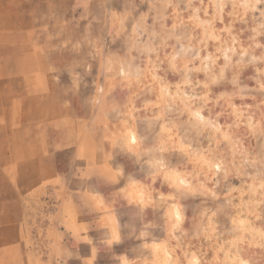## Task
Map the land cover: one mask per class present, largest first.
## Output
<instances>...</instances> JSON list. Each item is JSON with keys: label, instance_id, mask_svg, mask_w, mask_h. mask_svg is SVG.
<instances>
[{"label": "clouds", "instance_id": "9594fccd", "mask_svg": "<svg viewBox=\"0 0 264 264\" xmlns=\"http://www.w3.org/2000/svg\"><path fill=\"white\" fill-rule=\"evenodd\" d=\"M119 2L73 0L78 15L38 21L29 33L48 59L46 82L70 77L60 106L71 110L79 98L91 114L80 122L83 142L50 125L65 134L53 156L75 147L70 175L54 184L76 182L78 209L75 221H61L72 245L57 249L55 264H96L102 252L112 264H260L264 0ZM53 53L71 59L58 65ZM125 241L134 243L117 253Z\"/></svg>", "mask_w": 264, "mask_h": 264}, {"label": "rangeland", "instance_id": "374dc122", "mask_svg": "<svg viewBox=\"0 0 264 264\" xmlns=\"http://www.w3.org/2000/svg\"><path fill=\"white\" fill-rule=\"evenodd\" d=\"M72 3L73 0H0V147L3 149L8 139L7 148L21 150L23 147L26 154L29 150L36 153L35 150L39 149L42 153V155L25 157L24 153L18 151L9 158L13 166L8 169L11 180L25 183L22 180L31 178V182L25 183L26 185L42 179L26 192V195L31 197L32 219L27 222L31 237H27L25 241L31 247L32 254L42 262L41 264H55L54 253L57 249L62 244L72 245V241L61 239L65 236L61 221L65 219L75 221L78 211L71 198V188L76 187V182L73 181L70 187L67 184L63 186L54 184V178L58 173L70 175L69 166L75 147L57 151L53 156L51 146L64 143L65 134L63 131L55 132L50 125H67L69 131L79 134L83 142L89 137L87 130L81 129L80 122L91 119V114L81 105L79 98L73 99L71 110H65L60 106L58 93L62 86L70 84V77L66 71H62L59 73V85H52L50 77L46 82L44 73L48 59L37 50L29 33L37 27L38 21L43 22L53 16L57 20L70 19L73 15H78V11L72 12ZM114 6L120 7L119 0H114ZM82 28L83 22L80 30ZM70 59L68 53H53L50 57L51 62L61 66ZM93 75H95V67ZM90 80L91 78L89 84ZM46 86L50 90L45 95L42 89ZM91 91V86L87 89L82 88L81 95H88ZM248 143L249 147H252L251 141ZM7 159L0 157V177L1 171H6L10 164L4 163ZM95 159L98 157H94ZM118 159L123 160V158ZM123 162L126 171L133 170L126 159ZM9 174L6 173V176ZM47 174L48 177L44 178ZM68 183L70 184L71 181ZM80 219L89 220L90 217L81 216ZM89 234L94 238L99 236L96 231H91ZM133 243V241H125L114 250L117 253L123 252ZM79 251L81 256L90 255V247L86 244H81ZM69 264H81V262L72 259ZM96 264H112V262L109 256L102 252ZM260 264H264V259H261Z\"/></svg>", "mask_w": 264, "mask_h": 264}, {"label": "crops", "instance_id": "0c3cea01", "mask_svg": "<svg viewBox=\"0 0 264 264\" xmlns=\"http://www.w3.org/2000/svg\"><path fill=\"white\" fill-rule=\"evenodd\" d=\"M7 141L4 143L3 149L0 147V157L8 158L4 163H10L6 171H1L0 177V264H41L42 262L32 254L31 247L25 241H27V237H31L30 226L27 222L32 219L31 197H28L26 192L31 189L33 184L42 179L31 183V185H26L25 183L31 182V178L22 180L25 183L11 180L8 169L13 166L9 158L18 151L24 153L25 157L42 155V153L39 152V149L35 150L36 153L29 150L26 154L23 147L21 150L7 148ZM6 173L9 175L6 176ZM47 177L48 174L44 178Z\"/></svg>", "mask_w": 264, "mask_h": 264}]
</instances>
